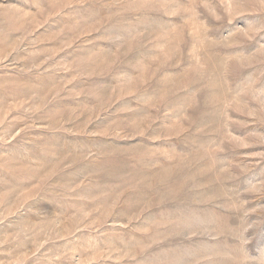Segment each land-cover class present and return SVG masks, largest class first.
<instances>
[{
    "label": "rangeland",
    "instance_id": "374dc122",
    "mask_svg": "<svg viewBox=\"0 0 264 264\" xmlns=\"http://www.w3.org/2000/svg\"><path fill=\"white\" fill-rule=\"evenodd\" d=\"M0 264H264V0H0Z\"/></svg>",
    "mask_w": 264,
    "mask_h": 264
}]
</instances>
